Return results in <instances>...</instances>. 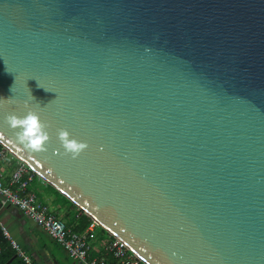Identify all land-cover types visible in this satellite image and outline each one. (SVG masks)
<instances>
[{
    "label": "water",
    "instance_id": "1",
    "mask_svg": "<svg viewBox=\"0 0 264 264\" xmlns=\"http://www.w3.org/2000/svg\"><path fill=\"white\" fill-rule=\"evenodd\" d=\"M0 146L143 264H264V0H0Z\"/></svg>",
    "mask_w": 264,
    "mask_h": 264
},
{
    "label": "built area",
    "instance_id": "2",
    "mask_svg": "<svg viewBox=\"0 0 264 264\" xmlns=\"http://www.w3.org/2000/svg\"><path fill=\"white\" fill-rule=\"evenodd\" d=\"M7 153L4 148H0V162L5 159ZM27 174L29 175L26 180L24 176ZM33 176L35 174L20 162L11 179L14 190L3 185L0 175V196L6 205L16 208L41 228L75 264H143L120 240L110 235L107 240L99 239L96 234L99 226L96 222L91 220L82 233L73 232L64 221L55 217L48 207L40 204L34 195H26V188ZM0 229L15 255L24 264H33L31 257L10 240L6 229Z\"/></svg>",
    "mask_w": 264,
    "mask_h": 264
},
{
    "label": "crops",
    "instance_id": "3",
    "mask_svg": "<svg viewBox=\"0 0 264 264\" xmlns=\"http://www.w3.org/2000/svg\"><path fill=\"white\" fill-rule=\"evenodd\" d=\"M19 163L8 153L5 159L0 162L1 181L5 187L14 190L11 186V179ZM28 175H25L24 179L27 180ZM25 194L34 195L40 204L48 207L55 217L66 222L69 226L74 222V217L76 219L82 213L36 175L30 181ZM1 227L6 229L10 240L20 246L31 257L33 264H63L61 258L70 260L65 252L41 228L16 208L6 205L0 196ZM0 235L3 236L1 229ZM7 243L9 244L8 241ZM8 246L10 247V244Z\"/></svg>",
    "mask_w": 264,
    "mask_h": 264
},
{
    "label": "clouds",
    "instance_id": "4",
    "mask_svg": "<svg viewBox=\"0 0 264 264\" xmlns=\"http://www.w3.org/2000/svg\"><path fill=\"white\" fill-rule=\"evenodd\" d=\"M4 120L10 127L20 129L17 133V140L26 148L30 150L42 149L48 137L44 132L45 126L36 113L29 111L23 116L10 113L4 117ZM57 138L71 154H79L87 147L85 143L72 138L66 129L57 130Z\"/></svg>",
    "mask_w": 264,
    "mask_h": 264
},
{
    "label": "trees",
    "instance_id": "5",
    "mask_svg": "<svg viewBox=\"0 0 264 264\" xmlns=\"http://www.w3.org/2000/svg\"><path fill=\"white\" fill-rule=\"evenodd\" d=\"M90 221L91 220L87 216H85L83 213H80L76 219L74 217V222L71 224V226H68L72 229L73 232L82 233L88 227ZM8 245L9 244L7 243L6 239L2 235H0V264H8L15 256V253L10 249ZM10 264L24 263L17 257Z\"/></svg>",
    "mask_w": 264,
    "mask_h": 264
},
{
    "label": "rangeland",
    "instance_id": "6",
    "mask_svg": "<svg viewBox=\"0 0 264 264\" xmlns=\"http://www.w3.org/2000/svg\"><path fill=\"white\" fill-rule=\"evenodd\" d=\"M96 234L98 238H102L103 240H107L108 238V234L100 227L97 229ZM61 261L63 262V264H75L71 259L68 260L61 258Z\"/></svg>",
    "mask_w": 264,
    "mask_h": 264
}]
</instances>
